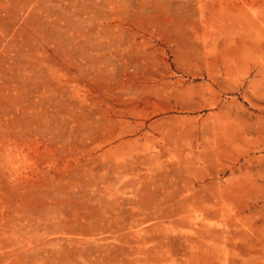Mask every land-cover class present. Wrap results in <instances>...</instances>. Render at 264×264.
<instances>
[{"label":"rangeland","instance_id":"rangeland-1","mask_svg":"<svg viewBox=\"0 0 264 264\" xmlns=\"http://www.w3.org/2000/svg\"><path fill=\"white\" fill-rule=\"evenodd\" d=\"M0 264H264V0H0Z\"/></svg>","mask_w":264,"mask_h":264}]
</instances>
